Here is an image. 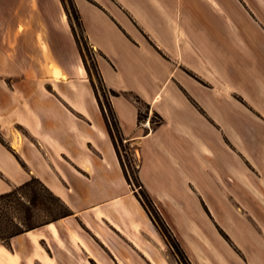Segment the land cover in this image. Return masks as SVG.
Segmentation results:
<instances>
[{"label":"crops","instance_id":"1","mask_svg":"<svg viewBox=\"0 0 264 264\" xmlns=\"http://www.w3.org/2000/svg\"><path fill=\"white\" fill-rule=\"evenodd\" d=\"M74 5L99 55L103 85L120 93L110 103L124 142L138 147L140 181L190 264H264V0ZM58 16V26L70 30L66 15ZM8 46L7 38L1 41L0 62ZM73 48L69 39L63 45L67 61ZM52 73L54 79L39 72L31 82L21 80L10 88L9 104L0 95V132L9 130L14 149L0 141V194L35 177L18 157L29 164L42 155L45 178L38 179L73 213L32 230L57 228L60 242L40 239V251L27 232L13 238L16 248L8 249L16 264H170L166 239L128 183L109 131L100 145L92 139L80 145L99 150L98 170L45 124L47 110L65 116L68 130L81 119L90 128L107 126L96 101L76 103L61 94L56 78L66 76L56 67ZM141 106L149 107L143 125ZM154 114L162 119L155 127ZM17 125L37 139L36 151L22 150L28 138Z\"/></svg>","mask_w":264,"mask_h":264},{"label":"rangeland","instance_id":"2","mask_svg":"<svg viewBox=\"0 0 264 264\" xmlns=\"http://www.w3.org/2000/svg\"><path fill=\"white\" fill-rule=\"evenodd\" d=\"M60 12L64 13L67 17L70 28L67 32L60 28L58 23H56V18H58V14ZM73 13L74 0H0V44L1 41H4L6 38L10 43V46H8V58L4 57L2 62H0L2 63V65L0 64V95L2 98V101H0L2 104H9L10 88L13 86L20 87L21 80L24 82H31L28 78H37L39 72H47V74L41 75L43 80L54 79L55 77L52 73L53 67L58 68L62 75L66 76L65 79L61 76L56 78L57 87L61 94H66L76 103L86 101L90 104L92 101H96L100 109L101 107L92 86L93 81L98 87L102 103L105 104V100L101 92L102 82L98 78L94 69L95 62L99 58V55L90 47L88 42L83 39L82 31L76 26ZM72 25L76 26V33L81 38L80 41L82 42L83 55L86 59L89 71L85 67L82 56L81 59H75L77 51L75 48L76 40L72 32ZM68 39L71 45L74 46L72 52L73 55L69 61H67L63 53V45L67 44ZM73 39L75 43L73 42ZM77 57L79 58L78 55ZM4 65H7V69H4ZM79 67L84 68L85 71L78 72ZM64 71L68 72V76L66 73H63ZM71 84L75 85V90L70 87ZM48 90H51L50 86H48ZM78 92H80V94H78ZM34 98H36L34 93L28 95L29 102H33ZM39 110L41 112L43 111L40 108ZM141 110L142 113H145L143 114L144 116L148 112L144 106H141ZM44 111L45 112H42V116L45 120V124L49 125L51 123L54 125L53 128H49L54 137L63 143L72 154H80L90 157L94 165L97 166L98 170H100L99 166L102 165V162L99 150L94 148L92 145L87 147L84 146V148H81L80 145L90 139L99 145L104 141H108V127H105L102 124L101 127L96 126L94 128H90L85 123V120L81 119L79 122L73 115L65 110L66 113L70 115L71 119L75 121L77 120V123L80 124L74 130H68V122L65 116H61L57 111H49V113L47 110ZM144 118L145 117H143L140 122L141 125L146 122L144 121ZM155 122H159V118L154 117L153 115L152 125L154 127L156 126ZM15 127L28 138L22 144V150L25 153L36 151L31 142L37 144V139L35 140V138H33L25 128L19 125ZM102 132L105 134H102ZM99 136L103 138L101 139ZM12 140L13 138L10 136L9 130L5 129V131L0 132V141L14 154V149L10 144ZM41 143L43 144V142ZM116 143L120 155L126 164L128 177L130 179V182L128 183L132 185L137 198L147 204L143 190L139 188L135 181L139 165L138 147L124 141L123 143H120L116 140ZM46 152L47 151L45 150L44 154ZM27 156H29V154H27ZM39 157L40 158H37L38 160L31 161L29 164L20 157H18V160L21 162L25 170L31 168L37 179L39 178L44 180L45 172L39 168V164L45 161V157L42 155H39ZM81 175L83 176L82 180L87 181L85 173L82 172ZM30 179L31 177L28 178V180ZM40 195L49 200L47 193L41 192ZM24 203L28 206L30 205L27 198L24 200ZM46 218V214L43 211L33 210L34 221H41ZM19 222L20 220L18 218L15 219L16 224ZM0 245L5 246L7 249L9 248L12 251L16 248L14 246V241H10L6 245L0 243ZM166 256L170 264H187L181 260L170 244H168V248H166Z\"/></svg>","mask_w":264,"mask_h":264},{"label":"trees","instance_id":"3","mask_svg":"<svg viewBox=\"0 0 264 264\" xmlns=\"http://www.w3.org/2000/svg\"><path fill=\"white\" fill-rule=\"evenodd\" d=\"M73 18L75 20L76 26L82 31L83 39L88 42L87 37L85 35L84 26L82 24L80 15L75 5H74ZM76 26L72 25V32L75 37L76 43L78 45L79 52L85 63V67L89 71L87 67L86 59L83 55L82 42L80 41L81 38L76 33ZM94 69L96 71V74L98 75V78L102 82L101 75L98 70L97 60L95 62ZM92 86L95 91V95L98 99L101 110L104 114L106 125L108 127L109 134L115 145L124 174L126 176L127 181L130 182V179L128 177V172L126 169V164L124 163L120 155L116 143V140L119 141L120 143H123L124 138L118 120L116 118L115 112L110 103L111 97L120 96V93L115 92L113 90H107V88L102 83L101 92L105 100V104H103L100 99V93L98 91V87L95 85L93 81H92ZM135 101L138 104H141L140 99L136 97H135ZM146 109L148 110L149 107H146ZM143 117L144 115L140 109L139 122L142 121ZM154 117L159 118V122H155L156 126L160 125L162 123V119L157 114H154ZM135 181L139 186V188L144 192L147 204L141 200L140 201L142 202V204L146 209L150 210L151 218L153 222L159 228L160 232L162 233L168 244H170L171 247L176 251L177 255L181 258V260L186 262L187 264H190L186 255L182 251L179 243L174 238L173 234L165 224L159 212L156 210L150 195L145 190L142 182L140 181L138 171L136 172ZM41 192L47 193L49 196V200L43 198L40 195ZM26 198L28 199V202L30 204L29 206L24 203V200ZM33 210L43 211L46 214L47 218L41 221H34ZM72 214L73 213L69 209V207L59 197L55 196L41 180L32 177L29 181L25 182L24 184L15 188L14 190L0 195V243L6 245L13 238L19 235H22L26 232L27 233L31 232L32 230L45 226L49 223L57 222L60 219L66 218ZM17 218L20 220L18 224L15 223V219Z\"/></svg>","mask_w":264,"mask_h":264},{"label":"bare ground","instance_id":"4","mask_svg":"<svg viewBox=\"0 0 264 264\" xmlns=\"http://www.w3.org/2000/svg\"><path fill=\"white\" fill-rule=\"evenodd\" d=\"M56 21L59 24H63L60 16H58V18H56ZM148 125V124H147ZM29 239L34 242V245L36 246V248L38 249V251L41 250V247L39 246V240L40 239H47L50 240V235L53 236V238H55L58 242H60L59 240V235L57 232V228L54 224H50L49 226H47L46 228H44L43 230L39 231V232H28L26 234ZM0 251H2V255L0 256V261L3 262L4 264H16V257L10 254V251L4 247L3 245H0Z\"/></svg>","mask_w":264,"mask_h":264},{"label":"built area","instance_id":"5","mask_svg":"<svg viewBox=\"0 0 264 264\" xmlns=\"http://www.w3.org/2000/svg\"><path fill=\"white\" fill-rule=\"evenodd\" d=\"M147 124H148V122H147Z\"/></svg>","mask_w":264,"mask_h":264}]
</instances>
